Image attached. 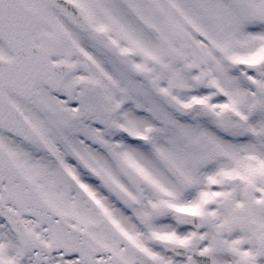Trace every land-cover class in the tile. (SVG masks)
<instances>
[{"label":"snow or ice","instance_id":"snow-or-ice-1","mask_svg":"<svg viewBox=\"0 0 264 264\" xmlns=\"http://www.w3.org/2000/svg\"><path fill=\"white\" fill-rule=\"evenodd\" d=\"M0 264H264V0H0Z\"/></svg>","mask_w":264,"mask_h":264}]
</instances>
